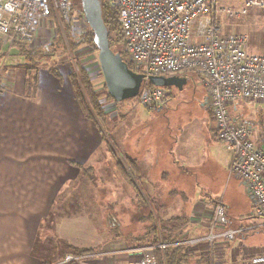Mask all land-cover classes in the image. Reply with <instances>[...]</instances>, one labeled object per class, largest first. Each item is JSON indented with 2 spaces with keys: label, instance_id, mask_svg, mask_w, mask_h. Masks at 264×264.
I'll list each match as a JSON object with an SVG mask.
<instances>
[{
  "label": "crops",
  "instance_id": "1",
  "mask_svg": "<svg viewBox=\"0 0 264 264\" xmlns=\"http://www.w3.org/2000/svg\"><path fill=\"white\" fill-rule=\"evenodd\" d=\"M36 23L34 41L24 44L25 49L13 47L8 40L0 37V264H51L37 254L46 250H36L42 228L53 216L66 188L73 184L78 189L86 183L80 180L84 169H98V154L103 156V152H107L101 151L105 139L97 122L84 117L66 70L59 67L54 70L42 69L31 78L34 85L30 86V73L20 63V57L33 60L50 57L44 51L52 47L58 28L52 21L42 22L39 18H36ZM13 51L18 54L11 59L14 63L7 65L11 55L9 53ZM124 152L121 157L127 161L124 166L127 177L118 184L121 189V209L116 213L115 204L113 205L116 202L109 204L112 207L109 213L115 215L114 218L111 217L109 226L102 225L104 233H98L101 242H97V235L96 241L92 243L81 242L78 236L73 244L74 239L70 237L72 233L66 236L59 231L62 238L72 244L68 245V250L73 248L94 251L92 264H127L140 261V249L144 248V241L147 242L149 236L154 241L156 237L168 234L165 228L170 220L183 217L180 215L182 209L169 210V199L188 200L183 188L161 192L160 181L167 179L170 172L162 171L160 153L156 154L151 149L146 152L138 149L131 151L129 148H125ZM231 156L230 151V158ZM129 169L135 180H128L131 175L128 173ZM176 169L174 170L185 173L182 167ZM153 176H156L157 182L153 181ZM231 182L232 180L229 183ZM93 191L95 197H87L86 207L80 202L81 199L75 202L81 213L72 216L80 222L79 231H88L91 234H94V221L99 216L103 217V223L108 221V209H97L101 205L96 200L98 193L91 190ZM250 200L252 204L247 202L245 214L253 208L252 197ZM99 202H104L108 207L106 196L100 198ZM145 205L154 206L152 218L156 227L147 230L149 234L145 233L147 218L142 215ZM213 210L214 202L200 199L191 208L190 216L184 215L189 219L190 225L183 227L175 235L188 239L180 240L181 242L174 245L183 247L182 255L188 250L187 242L197 241L192 237L199 231L207 230ZM121 212L127 217L123 223L119 221ZM129 212L135 219L128 220ZM65 221L60 223L62 227L65 226ZM107 226L110 231H114L109 237ZM125 231L127 233L124 239L121 235ZM141 239L145 240L140 241ZM82 243L87 245H81ZM193 249L194 257L204 248ZM65 256L56 264H60Z\"/></svg>",
  "mask_w": 264,
  "mask_h": 264
},
{
  "label": "rangeland",
  "instance_id": "2",
  "mask_svg": "<svg viewBox=\"0 0 264 264\" xmlns=\"http://www.w3.org/2000/svg\"><path fill=\"white\" fill-rule=\"evenodd\" d=\"M74 1L77 8L82 9L79 0ZM223 6L235 11L244 8L243 3L233 1L223 2ZM40 20L42 22L52 21L53 24L58 25L56 40L52 47L44 51L50 57H40L36 60L20 57V63L24 64L25 70L30 73V82H32L31 78L35 73L46 68L54 70L59 67L66 70L70 81L72 74L77 75L82 70L87 73L89 81L101 97V105L105 115L103 119L101 118L96 122L103 133V137H105L101 151L106 150L107 152H103V156L98 154V158H96V163L100 164L98 169H84L80 180L86 183H83L78 189L74 188L72 184L64 191L53 216L43 226L40 233L36 250H46L37 253L39 257L47 263L56 264L63 256L73 252L67 249L68 245L72 244L67 239L62 238L60 234L62 232L66 236L72 233L70 237L74 239L73 244H75L78 236H80L81 242L92 243L96 241L95 235H97V242H101L99 234L101 231L104 233L102 225L108 224L109 226L115 215L109 213V209L112 208L109 204L116 202L113 203L116 213L121 209V189L118 184L127 177L126 172L123 171L127 161L121 157L122 154H125V148H129L131 151L138 149L140 152L151 149L156 154H161L162 171L169 170L170 172L167 179L160 181L161 192L165 193L175 188H183L188 197L187 201H183L181 198L169 199L171 205L169 210L182 209L180 215L189 217L191 208L200 199L207 200L209 203L222 202L226 206L228 224L217 226L212 233L208 227L207 230L199 231L197 235L193 236L192 238L199 243L189 245L190 247L187 246L188 250L185 249L187 254L185 256L188 257L182 255L186 259L183 264H252L253 258L264 256V225L261 221L250 218L251 208L250 212L245 214L247 202L252 204L251 195L248 193L247 187L229 173L230 151L215 135L214 119L206 105L208 93L203 89L200 79L195 75L188 77V84L182 92L176 88L166 89L169 100L161 109L139 105L137 98L116 103L108 99L109 93L98 62L97 50L85 45H80L76 50L72 49L73 44L78 45L81 42L82 36L87 30V22L80 21L68 30L57 17L55 11H52L49 18ZM218 23L226 35L246 36L248 38V50L264 56L263 9H248L246 13L239 16H221ZM117 48L122 50L119 45ZM5 50L8 51L7 47ZM9 54L11 55L7 65L14 63L12 60L16 58L18 53L13 51ZM42 54L44 53L42 52ZM33 85V82L30 83V86ZM233 115L237 118H244L251 126L254 133L251 140L255 144L264 141V103L250 107L239 105ZM105 159L107 160L104 161ZM179 167H182L185 173H180L177 170ZM128 173L131 174L128 180H135L131 169ZM159 175L156 174V176ZM156 176L152 177L154 182L158 181ZM230 180H232L231 183H229ZM91 190H96L98 193L96 200L101 206H97V209H108V221L103 223L101 221L103 217L99 216L100 213L98 214L99 219L94 221V234L88 231H79L81 229L80 222L78 219L72 218L73 215L81 213L79 205H75V202L77 203L81 199L80 202L86 207L87 197L89 195L91 198L92 196L95 197V192H91ZM105 196L108 207L105 206L104 202H99L100 198ZM149 206L145 205L142 208V215L147 218L145 221L146 234H149L147 230L156 227V222L152 218L154 206ZM178 213L179 211L176 215ZM123 215L125 214L121 212V220L123 219V221L119 220L120 223L127 219ZM116 216L118 217V215ZM132 218L134 217L129 212L128 220L130 221ZM62 221H65L64 227L60 224ZM171 225L173 224H168V226ZM123 227L126 228V226ZM226 230H243L245 232L237 235L233 241H229L221 237V234ZM107 232L109 237V234L111 232L113 234L114 231H110L108 228ZM126 233L127 231L122 233L121 237H126L124 236ZM213 236L216 239L211 249L209 238ZM174 237L181 241L188 239L179 235ZM144 240L141 239L140 241ZM160 240H166L165 235L156 237L154 241L152 236H149L142 247L152 246L153 242ZM81 245L87 244L82 243ZM194 247H197L198 250L204 248L205 251L203 249L193 257ZM46 251L48 253H45Z\"/></svg>",
  "mask_w": 264,
  "mask_h": 264
},
{
  "label": "built area",
  "instance_id": "3",
  "mask_svg": "<svg viewBox=\"0 0 264 264\" xmlns=\"http://www.w3.org/2000/svg\"><path fill=\"white\" fill-rule=\"evenodd\" d=\"M233 1L244 4L240 11L223 6ZM118 12V23L125 41L127 60L133 72L151 77L195 75L208 93L216 136L231 151L229 173L248 189L254 205L252 219L264 225V141L255 144L253 129L233 112L239 105L264 103V56L248 50V38L226 35L218 19L239 16L248 9H263L264 0H100ZM55 11L67 26L86 22L74 0H0V37L13 47L34 41L36 18L47 19ZM151 85V84H150ZM143 87V86H142ZM138 104L161 108L169 100L167 90L147 85L137 97ZM226 206L214 205L211 233L228 224ZM261 225V226H263ZM245 231L226 230L221 237L233 241ZM215 236L209 238L212 249ZM198 241L187 242L196 245ZM170 245L159 244L140 249L142 258L127 264H158L156 253ZM94 254H68L60 264H92ZM264 264V256L252 259Z\"/></svg>",
  "mask_w": 264,
  "mask_h": 264
},
{
  "label": "trees",
  "instance_id": "4",
  "mask_svg": "<svg viewBox=\"0 0 264 264\" xmlns=\"http://www.w3.org/2000/svg\"><path fill=\"white\" fill-rule=\"evenodd\" d=\"M102 7H103L104 22L109 31L111 49L116 54H120L123 61L128 64L131 70H133V66L131 63L128 62L127 56L125 53V41H124V37L121 32L119 23H118V12L116 9L109 7L105 4H102ZM71 28H72L71 26H67L68 30H70ZM80 45L89 46L96 50L95 45L93 43V33L90 30L88 25H87V30L85 34L82 36L81 42L78 45L73 44L72 49L76 50L77 47H79ZM117 45L121 46L122 48L121 51L117 48ZM24 46L26 45L22 43L19 48L25 49ZM71 84L74 90L75 98L80 105V108L82 110L84 117L87 120L94 121V122H96L97 120H101V118L103 119L105 114H104V110L102 109V105H101V97L97 94L94 86L89 81L87 73L84 70H82L77 75L72 74ZM146 85L152 88V85L150 84H143V87H145ZM108 99L113 101L110 96H108ZM157 109H161V108H157ZM125 170L123 168V171ZM216 203L217 202H215L214 205ZM170 221L171 222H169V224L172 223L173 225L165 228L168 233L165 235L166 240L155 241L152 244V245H159V244L170 245V247L164 251H161V250L157 251L156 253L157 263L158 264H183L186 260L184 259V257H188V256H185L186 254L183 255L184 257L182 256L181 254L182 249H183L182 246L174 247V245L181 242L178 238H175L174 236H176L175 233H177L183 227H186L189 224V219L186 217H181L177 219L174 218ZM72 251L73 252L70 254L87 255V254H91L94 252V251H79L73 248H72Z\"/></svg>",
  "mask_w": 264,
  "mask_h": 264
},
{
  "label": "water",
  "instance_id": "5",
  "mask_svg": "<svg viewBox=\"0 0 264 264\" xmlns=\"http://www.w3.org/2000/svg\"><path fill=\"white\" fill-rule=\"evenodd\" d=\"M85 20L93 33V43L98 52V62L109 96L116 103H122L139 96L145 77L135 74L110 46L109 31L103 18L100 0H79ZM149 83L155 88H176L183 91L188 84L182 77H151Z\"/></svg>",
  "mask_w": 264,
  "mask_h": 264
}]
</instances>
